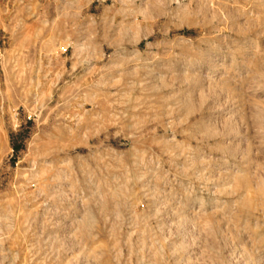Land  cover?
I'll use <instances>...</instances> for the list:
<instances>
[{"label":"rangeland","instance_id":"374dc122","mask_svg":"<svg viewBox=\"0 0 264 264\" xmlns=\"http://www.w3.org/2000/svg\"><path fill=\"white\" fill-rule=\"evenodd\" d=\"M0 264H264V0H0Z\"/></svg>","mask_w":264,"mask_h":264}]
</instances>
